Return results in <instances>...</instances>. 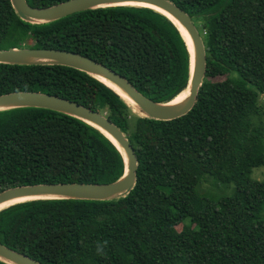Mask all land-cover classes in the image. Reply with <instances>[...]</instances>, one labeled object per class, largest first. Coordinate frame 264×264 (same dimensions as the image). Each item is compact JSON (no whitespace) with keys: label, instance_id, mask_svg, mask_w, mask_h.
Returning a JSON list of instances; mask_svg holds the SVG:
<instances>
[{"label":"trees","instance_id":"16d2710c","mask_svg":"<svg viewBox=\"0 0 264 264\" xmlns=\"http://www.w3.org/2000/svg\"><path fill=\"white\" fill-rule=\"evenodd\" d=\"M27 1L46 8L69 0ZM169 1L200 25L207 52L196 104L178 119L137 116L115 91L73 68L0 64V96L42 92L91 108V91L97 112L126 134L139 163L126 197L34 200L1 210L4 246L42 264H264V181L252 178L264 166V0ZM10 48L83 55L160 103L190 81L184 36L149 8H101L31 24L0 0V50ZM124 171L114 143L79 119L40 108L0 112V193L111 183ZM206 177L234 185V193L201 195Z\"/></svg>","mask_w":264,"mask_h":264},{"label":"water","instance_id":"95a60500","mask_svg":"<svg viewBox=\"0 0 264 264\" xmlns=\"http://www.w3.org/2000/svg\"><path fill=\"white\" fill-rule=\"evenodd\" d=\"M16 15L31 24H47L81 12L101 8L132 6L155 10L166 16L182 33L191 56L189 96L180 103H160L141 94L122 75L83 55L56 49L10 48L0 50V64L37 66L57 65L84 72L121 96L140 117L170 121L187 115L195 106L206 76L207 52L203 37L190 16L169 0H69L46 8H34L27 0H10ZM188 39L192 44L190 50ZM111 84V85H109ZM186 89V90H187ZM137 108H133V105ZM40 108L79 119L103 133L119 149L125 161L124 175L103 184H40L17 186L0 193V211L34 200L112 201L126 197L136 185L138 158L129 139L106 114L89 107L42 92H13L0 96V112ZM0 261L5 264H42L0 242Z\"/></svg>","mask_w":264,"mask_h":264},{"label":"rangeland","instance_id":"374dc122","mask_svg":"<svg viewBox=\"0 0 264 264\" xmlns=\"http://www.w3.org/2000/svg\"><path fill=\"white\" fill-rule=\"evenodd\" d=\"M198 27L201 28L199 24ZM89 103L92 109L96 111H99L101 109L99 106L100 103L92 95L91 91H89ZM260 103L264 106V95L260 97ZM133 113L137 116H140L138 112L133 111ZM252 178L258 181H264V166L253 169ZM234 190V185H225L222 183H218L210 177H206L198 189L201 195L207 196L208 198L214 200L225 196H231L234 193ZM262 217L264 218V210L262 212Z\"/></svg>","mask_w":264,"mask_h":264},{"label":"bare ground","instance_id":"6f19581e","mask_svg":"<svg viewBox=\"0 0 264 264\" xmlns=\"http://www.w3.org/2000/svg\"><path fill=\"white\" fill-rule=\"evenodd\" d=\"M188 43H189V46H190V50L193 52L192 44H191V42L189 41V39H188ZM107 83H108V82H107ZM108 84H109V83H108ZM109 85H111V84H109ZM188 96H189V89L185 90V91L182 92L179 96H177V97L174 99L173 103H174V104H177V103L183 102ZM129 102H130V101H129ZM130 104L133 105V108H134L135 110L137 109V108L135 107L134 104H132L131 102H130Z\"/></svg>","mask_w":264,"mask_h":264},{"label":"clouds","instance_id":"9594fccd","mask_svg":"<svg viewBox=\"0 0 264 264\" xmlns=\"http://www.w3.org/2000/svg\"><path fill=\"white\" fill-rule=\"evenodd\" d=\"M97 251L99 252V251H101V249H100V247L98 246V248H97Z\"/></svg>","mask_w":264,"mask_h":264}]
</instances>
